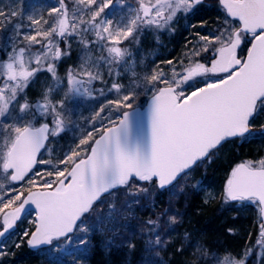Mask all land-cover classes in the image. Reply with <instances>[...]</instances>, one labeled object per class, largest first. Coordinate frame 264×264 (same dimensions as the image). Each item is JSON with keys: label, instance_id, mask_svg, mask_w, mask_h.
I'll return each mask as SVG.
<instances>
[{"label": "snow or ice", "instance_id": "obj_1", "mask_svg": "<svg viewBox=\"0 0 264 264\" xmlns=\"http://www.w3.org/2000/svg\"><path fill=\"white\" fill-rule=\"evenodd\" d=\"M201 3L56 0L48 8V19L0 6V50L5 53L0 59V255L4 254L3 238L29 205L37 216L35 230L23 233L30 247L47 245L53 246V252L63 251L60 242L70 243V234L77 231L84 233L77 238L83 247L89 232L98 230L105 219L98 217L89 229L87 221L94 208L117 190L136 195L131 193L135 187L147 196L151 187L175 188L230 140L264 136V123L258 128L255 123L264 115V0H220L224 21L211 36L199 37L200 46L187 54L188 66L180 61L181 70L173 65L170 76L157 66L143 76V84L128 89L116 82L120 66L135 67L129 63L132 53L121 46L125 40L138 43L146 28L173 31L171 24L178 14L187 16ZM117 12L123 15L114 24ZM70 38H78L85 50L95 47L106 53L95 63L82 57L78 70H68L67 88L73 100L95 98L92 85L103 82L101 65L112 78L107 92L116 98L101 104L89 119L90 130L53 163L37 156L42 149L51 153L47 145L66 130L64 100L53 102L49 88L30 103L26 89L41 72L50 73L59 85L57 63L69 55ZM36 45L40 48L33 51ZM202 52L208 54L207 63L195 59ZM165 63L172 65L173 61ZM219 73L225 75L210 78ZM98 92L105 95L103 88ZM141 92L146 97V112L134 107ZM37 120L42 121L39 126ZM37 163L50 168L33 173ZM26 177L25 195L15 185ZM224 196L257 206L264 221V158L237 164L227 179ZM126 205L130 207L131 202ZM113 210L110 206L106 219H114ZM175 221V216L169 217V223ZM146 223L155 235L149 243L159 245L158 221ZM257 245L264 249V222L259 226ZM208 254L205 249L203 255ZM250 255V250L239 259L227 252L211 253L213 264H247Z\"/></svg>", "mask_w": 264, "mask_h": 264}, {"label": "trees", "instance_id": "obj_2", "mask_svg": "<svg viewBox=\"0 0 264 264\" xmlns=\"http://www.w3.org/2000/svg\"><path fill=\"white\" fill-rule=\"evenodd\" d=\"M194 9L197 11L187 16V26L185 25L183 29L177 28L176 35L173 36L172 41L167 42L169 47H166L168 49L167 55L161 56L159 60L151 64L152 69L158 66L157 70L163 69L168 71L172 69L173 65H175L176 69L180 68V61L187 62V54L190 50L194 46L199 47L202 43L199 41V37L205 35L211 36L213 32H216L220 28L221 18H225L223 10L216 4H200ZM146 47L147 45L145 44L143 46L145 48L144 51H149V48ZM36 50L37 48H35ZM207 56V53L202 52L200 57H196L195 59L207 63L205 59ZM169 60L173 61L172 65L165 63ZM48 122L50 123V120ZM64 137H66L65 134L62 136V139ZM66 140L63 139L65 142ZM240 141H242V144L247 143L246 139L235 140L218 150L217 153L219 151L223 153L225 149H230L228 157L226 160L219 162H217V159L210 162L205 174L198 177L196 174L200 170L198 169L199 166L196 167L193 175H196V180L199 179L200 181L199 183L193 182L189 187L190 189L181 196L180 206L177 207L179 217L176 218L175 223H169V217L172 216V212L164 202L158 206L157 210H154V207L149 203L133 205L138 218L133 219L131 216L123 218L125 224L122 225V231H117L125 239V246L122 245L123 242H118V233L117 235L109 233L105 238L110 239L112 244H109V247L105 246V250H108L109 253H104L102 249V246H104L102 244L103 238L98 236L97 230L91 231V236H88L89 240L86 244L87 251L84 253L82 263L144 264L145 262H151L152 264H213L211 257L213 251L220 253L227 252L236 259H239L250 250L251 255L247 259V264H258L257 251L260 249L258 248L259 245H257V239L259 226L262 222L257 206L248 201H229L226 200L225 196L220 200H210L207 202L202 189L204 186L216 189L222 185L223 193L226 184V180L223 181V177L228 168L230 171V164H233V162L239 164L251 159L253 153V148L251 147L253 145L249 148H245L244 146L234 148L231 146L227 148L229 145L237 146ZM207 162L201 163L200 166L207 164ZM181 181L183 180H180L178 183ZM171 189H169L170 191L159 192L158 196L167 198ZM125 194L124 189L116 191L115 200L122 199ZM108 206V203H105L103 211H106ZM165 212H167V215H165ZM148 220H157L160 225L156 229L159 232L161 240L159 245H153L147 241L146 236L149 233L154 235L152 226L146 223ZM205 249L209 253L208 256L203 255ZM50 250L49 248L35 252L27 246L16 247L10 250L11 260H8L6 263L50 264V260L42 259V256L45 253L48 254ZM153 257L159 260L160 263H154ZM68 264H77V260L70 259Z\"/></svg>", "mask_w": 264, "mask_h": 264}, {"label": "rangeland", "instance_id": "obj_3", "mask_svg": "<svg viewBox=\"0 0 264 264\" xmlns=\"http://www.w3.org/2000/svg\"><path fill=\"white\" fill-rule=\"evenodd\" d=\"M56 0H0V6L5 7L6 9L8 7H13L17 11L24 13H29L34 15L36 18H39L40 16H44L45 19H48L47 12L48 8L55 4ZM218 0H206L205 5H214ZM31 5V7H30ZM194 11H197L195 9L192 10L188 15H191ZM123 15L122 12H117L116 16L113 20V23L115 24L117 20H119L120 16ZM187 15V16H188ZM187 16H184L182 14H178L177 18L172 22L171 28L173 31H168L167 29L163 31H155L150 29H144L142 31V34L138 37V43L132 42L131 38L128 40H125L123 42L122 47H127V49L132 53V57L129 58V63L135 64V67L130 69L127 67V65L120 66L117 71H119L120 75L116 78V82L120 83L123 88L128 89L131 87H135L136 84H143V76L146 74H149L151 72L148 71L149 69H152V65L155 61L159 60L161 56H165L168 53V41H172L173 36L176 35L177 28H182L186 25L187 26ZM220 26L222 25L224 19L221 18ZM25 18V23H26ZM51 22V21H50ZM213 32L212 34H214ZM211 34V35H212ZM158 37V39H157ZM40 39V37H38ZM69 55L64 56L61 58V60L57 63V78L59 80V85L57 86V81L53 80L50 73L47 72H41L38 73L34 81L29 85L28 89H26V93L29 99L30 103H34L38 98L42 97V94L49 88H51L53 91L51 93V99L53 102L57 100H64L65 103V121H66V130L65 132L61 133L60 136L56 137L55 140L51 141L50 144H48V147H51L52 151L51 153L45 151L42 155V159H52L53 163L57 161L60 157L63 156V154L70 148L74 147L75 143L78 141V139L83 136L88 130H90L91 125L89 124V119L93 116L94 112L99 109L101 104H103L107 99H115L116 96L114 93H108L107 88L112 83V78L108 75V68L104 65H101L99 68V71L103 73V82L96 81L93 83L92 88L94 99H84L83 97L78 98L76 100H73V97L70 93H68L67 88V72L71 69H79V66L83 63L82 57L84 59H91L92 63H95L96 59L100 57L101 55H106V53H102L100 50H98L95 47H92L89 50H85L82 45L79 43L78 38H70L69 39ZM147 45L146 48H149V51H144L145 48H143L144 45ZM61 49L65 48V44L63 41L60 43ZM35 48L39 49L40 45H36ZM35 48L33 51H35ZM169 48V47H168ZM242 54V53H241ZM5 58L4 51L0 50V59ZM189 61L184 63V66H188ZM149 65V66H148ZM115 67V66H113ZM149 67V69H148ZM180 68L177 70H181ZM144 68V69H143ZM134 71L136 73L135 76H133L131 73ZM166 74L169 76L171 75V70H163ZM224 73H219L216 75L211 76V79L217 78V76H223ZM105 90V95L101 96L99 95L98 90L99 89ZM138 92L140 91L139 88L136 89ZM146 102L145 95L141 92V94L138 96L136 101V106H142ZM135 107V105H134ZM42 121L37 120L36 126H39V124ZM257 128L261 123H264V115L258 117L255 121ZM65 134L66 137L63 139H67L66 142L63 141L62 136ZM247 143H243L242 141L239 142L237 146L235 145H229L227 148H230L231 146L234 147H242L249 148L251 145H253L252 149V156L249 160H258L261 158H264V136L261 135H253L250 138H247ZM234 144V143H233ZM260 144V145H259ZM263 147V148H262ZM230 149H225L223 153H216L215 156L211 159V161H208L207 164H203L202 166H199L198 169L200 170L196 175L199 177L203 174H205L208 164L215 159H217V162L221 160H226L228 157V152ZM236 154V153H235ZM231 155V154H230ZM237 164L233 162V164H230V171L229 168L226 170V173L223 177V181L229 178L231 170L236 166ZM50 168L49 165L39 164L38 168L35 172L45 173ZM34 172V173H35ZM194 172L191 173L190 176H188L186 179H183L180 183L177 184V187L172 188L171 192L168 193L167 198L159 197L158 193L160 192L157 187H151L149 188V194L145 196L144 193H137L136 188L131 189V193H136V195L132 194H125L122 199L115 200V197H109L107 199L108 202V208L106 211H103L102 204L98 208H94L93 213L91 215V218L87 221V227L89 229L92 228L94 224L97 222L98 217H104L102 223L98 226V236L100 238H103V245L102 246L104 253H109L108 250H105V246L109 247V244H112L110 239H106L107 234H116L117 231H122V225L125 224L123 218H127L128 216H131V218L135 219L138 218L137 213L135 211L134 206L143 204H151L152 207H154V210L158 208V206L164 202L167 206H169V210L172 212V216H175L176 218L179 217L178 206L181 200V196L185 194L186 191H188L190 188V185L194 182L199 183V179L196 180V175H193ZM196 173V172H195ZM33 175V174H32ZM31 175V176H32ZM39 182V181H38ZM26 184V185H25ZM222 184V182H221ZM226 185V184H225ZM222 186V185H221ZM221 186L217 187V191L214 188H206L205 186L203 189V194L205 196L206 201H212V200H220L224 196V192L222 193ZM27 183L25 182L21 186L17 187L18 190L25 192V195L27 194ZM206 188V189H205ZM170 191V190H169ZM138 200L139 202L136 203L134 201ZM127 202H131V206L128 207L126 205ZM134 205V206H133ZM114 206L113 210V220H108L106 217L108 216L109 207ZM7 210V209H6ZM5 210V211H6ZM2 214H0V225H2ZM35 221L36 216L35 214H29L27 215L23 221L19 223L18 229L15 233H13L3 244L4 248V254L0 255V264H9L6 263L8 260H11V251L12 249H15V245L19 244V247L28 246L27 240L29 237H26L23 235L25 231H28L31 233L35 230ZM158 231V230H157ZM149 232V231H147ZM84 233L77 231L72 237V241L70 243L65 244L64 242H61V246L63 248V251H55L53 252L52 248H50V252L48 254L45 253V257L42 256V259L44 260H50V264H68V261L71 260H77V264H84L82 263V260H84V253L85 248L87 249V245L81 247L79 245L78 237L83 236ZM91 236V231L89 232L88 236ZM147 241L154 240L155 235H152L149 233L147 236ZM89 238L87 237V241ZM106 240V241H105ZM118 242H123L122 245L125 246V239L122 235H119L118 233ZM154 245V243H152ZM55 245V244H54ZM260 250L257 251V257H258V264H264V249H262L260 246L258 247ZM66 257V258H65ZM66 259L67 263H66ZM144 264H152L151 262H145Z\"/></svg>", "mask_w": 264, "mask_h": 264}, {"label": "water", "instance_id": "obj_4", "mask_svg": "<svg viewBox=\"0 0 264 264\" xmlns=\"http://www.w3.org/2000/svg\"><path fill=\"white\" fill-rule=\"evenodd\" d=\"M204 0H202V2H203ZM221 4V3H220ZM221 7L223 8V6H222V4H221ZM224 9V8H223ZM138 108V110L139 111H141V112H146V105L145 106H143V107H137ZM237 139H239V138H237ZM235 140V139H234ZM231 141H233V140H230L229 142H231ZM228 143V142H227ZM227 143H225L224 145H226ZM224 145L222 146V147H224ZM221 147V148H222ZM220 148V149H221ZM43 151H44V149H42L41 150V152H40V154H38V156H37V159L39 160V158H40V156L42 155V153H43ZM37 165H38V163L35 165V167H34V169H33V172L36 170V168H37ZM32 173H29V176L31 175ZM28 177H26L25 178V180L27 179ZM180 181V180H179ZM178 181V182H179ZM24 181H21V182H19L18 184H22ZM159 189V188H158ZM166 190H168V189H165V190H161V189H159V191H161V192H164V191H166ZM27 209H28V211L25 213V214H22V216H21V219L19 220V221H17V223H16V225H15V227H14V229H12L9 233H7L6 234V236L3 238V242H4V240L5 239H7L16 229H17V226H18V224L23 220V218L28 214V213H31V212H34V213H36V211L34 210V206H31V205H29V206H27ZM6 211H9V210H6ZM2 220V219H1ZM36 220H37V216H36ZM262 221V220H261ZM262 222H264V221H262ZM74 234V233H73ZM73 234H70V236H72ZM55 242V241H54ZM30 247V246H29ZM49 247H51V246H47V245H42V246H38V247H35V248H33V247H30V249L31 250H33V251H38V250H40V249H45V248H49Z\"/></svg>", "mask_w": 264, "mask_h": 264}, {"label": "flooded vegetation", "instance_id": "obj_5", "mask_svg": "<svg viewBox=\"0 0 264 264\" xmlns=\"http://www.w3.org/2000/svg\"><path fill=\"white\" fill-rule=\"evenodd\" d=\"M205 2H206V0H205L204 2H202L201 4H203V3H205ZM215 4L218 5V7H219L220 9H222L223 12H224V14L226 15L225 10L221 7L220 0H218V2H216ZM199 5H200V4H199ZM242 54H243V53H242Z\"/></svg>", "mask_w": 264, "mask_h": 264}, {"label": "bare ground", "instance_id": "obj_6", "mask_svg": "<svg viewBox=\"0 0 264 264\" xmlns=\"http://www.w3.org/2000/svg\"><path fill=\"white\" fill-rule=\"evenodd\" d=\"M152 259H154V263H160V261L159 260H157L156 258H152ZM159 259V258H158Z\"/></svg>", "mask_w": 264, "mask_h": 264}]
</instances>
